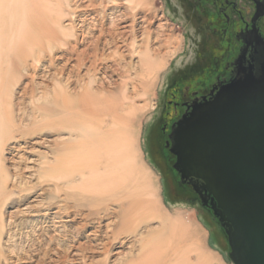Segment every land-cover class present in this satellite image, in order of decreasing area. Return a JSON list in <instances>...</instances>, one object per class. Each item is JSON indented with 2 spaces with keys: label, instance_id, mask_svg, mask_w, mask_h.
<instances>
[{
  "label": "rangeland",
  "instance_id": "rangeland-1",
  "mask_svg": "<svg viewBox=\"0 0 264 264\" xmlns=\"http://www.w3.org/2000/svg\"><path fill=\"white\" fill-rule=\"evenodd\" d=\"M82 1L0 0V264H233L212 211L152 145L172 80L212 62L204 23L186 0ZM139 199L144 215L107 237Z\"/></svg>",
  "mask_w": 264,
  "mask_h": 264
},
{
  "label": "water",
  "instance_id": "water-1",
  "mask_svg": "<svg viewBox=\"0 0 264 264\" xmlns=\"http://www.w3.org/2000/svg\"><path fill=\"white\" fill-rule=\"evenodd\" d=\"M254 43L171 135L174 167L223 228L233 264H264V42Z\"/></svg>",
  "mask_w": 264,
  "mask_h": 264
},
{
  "label": "flooded vegetation",
  "instance_id": "flooded-vegetation-1",
  "mask_svg": "<svg viewBox=\"0 0 264 264\" xmlns=\"http://www.w3.org/2000/svg\"><path fill=\"white\" fill-rule=\"evenodd\" d=\"M186 1L207 30L206 37L212 45V62L201 65L197 56L190 72L185 71V75L175 78L168 86L152 145L161 156L169 157V162L172 158L176 161V156L171 152V135L179 119L191 110L195 101L209 98L236 75L237 61L247 47L253 48L257 38L264 42V0ZM155 159L160 160L158 157ZM165 161H158L161 168L168 166ZM175 161L168 164L175 168ZM178 176L181 185L192 188L188 180L181 179L179 173ZM204 207L209 209L208 205Z\"/></svg>",
  "mask_w": 264,
  "mask_h": 264
},
{
  "label": "bare ground",
  "instance_id": "bare-ground-1",
  "mask_svg": "<svg viewBox=\"0 0 264 264\" xmlns=\"http://www.w3.org/2000/svg\"><path fill=\"white\" fill-rule=\"evenodd\" d=\"M136 5H145V4H147L148 2H149V0H132ZM81 2H84V1H82L81 0ZM119 3V2H118ZM126 9V8H125ZM125 14H127V13H125ZM124 15V14H123ZM127 16V15H126ZM125 16V17H126ZM103 17V16H102ZM117 17V16H116ZM112 18V17H111ZM135 19V18H134ZM117 20V19H116ZM119 20V19H118ZM112 21H113V19H112ZM135 23V22H134ZM112 24V23H111ZM140 24V23H139ZM113 26V25H112ZM112 26H110V27H112ZM114 26H117V25H115L114 24ZM128 27V25H121L119 28L120 29H122V30H120V33L121 32H126L127 33V31L128 30H125L126 28ZM128 29V28H127ZM108 30V29H107ZM152 31V30H151ZM107 32V34L104 32V31H101L100 30V33H99V36L98 37H96V42L98 43L99 41H100V38L103 36V35H108L110 38L109 39H112V33H110L109 32V30L108 31H106ZM134 32H136V29H135V31L133 30V29H131L130 31H129V33H130V37H132V41L133 42H135V40H136V35H135V33ZM116 34H117V31H116ZM115 34V35H116ZM122 34V33H121ZM121 34H118V35H121ZM141 34H142V32H141ZM143 34H144V32H143ZM146 34V33H145ZM148 34V33H147ZM157 34V33H156ZM139 35V34H138ZM137 35V36H138ZM108 36H107V38H108ZM143 36V35H142ZM141 36V37H142ZM122 38L123 36H119V38ZM139 37V36H138ZM116 39H117V37H115ZM157 38V37H156ZM140 39H142V38H140ZM143 41L142 42H144V43H139L138 42V44L141 46V44H143V47H144V51L147 53L148 51H149V49H148V44H149V37H148V35H145L144 37H143V39H142ZM104 41V40H103ZM112 42V41H111ZM116 42V41H115ZM130 42V41H129ZM107 43H109L110 44V41L108 42L107 40H105L104 41V43L103 44H107ZM152 43V42H151ZM42 46V45H41ZM106 46V45H105ZM130 46H134V44H132V43H130ZM108 47V46H107ZM117 48L119 47V45L118 46H116ZM135 47V46H134ZM159 48L160 47H162L161 45H159L158 46ZM122 49H124V47L122 48ZM132 49V48H131ZM119 50V49H118ZM126 50V49H125ZM122 51V50H121ZM120 51V52H121ZM96 51H95V53H94V56H96ZM83 63H84V56L82 55H80V59H78V66L80 67L81 65H83ZM92 63H94V62H92ZM92 63H90V65H89V67L91 68L92 67ZM88 67V68H89ZM105 68V67H104ZM106 69V68H105ZM52 75V74H51ZM142 204V200L141 199H139V200H135V201H132V202H130V204L128 205V207H124V208H122V210L120 211V213L118 214V221L117 222H115L114 224H112V226L110 227V226H107V229H106V233H105V235L107 236V237H112V238H115V237H117L121 232H122V230L124 229V227L127 225V224H129V223H131V221H134V220H138L140 217H142L143 215H144V213H145V211L143 212V210H142V212L140 211V205ZM210 210V209H209ZM214 219L216 220V223H218L219 224V222H218V220L214 217ZM214 220V221H215ZM213 221V222H214ZM205 222L206 221H204V225H206L205 224ZM135 223V222H134ZM207 223V222H206ZM108 225H110V223L108 224ZM134 225V224H133ZM219 226L221 227V225L219 224ZM170 227V228H169ZM200 227V226H199ZM214 227V226H213ZM213 227H212V229H213ZM207 228V227H206ZM215 228V227H214ZM209 229V228H208ZM207 229V230H208ZM215 229H217V228H215ZM161 230H163V231H172V233H174L175 231H174V229H173V227L172 226H170V225H168V224H163L162 225V228H161ZM223 230V229H222ZM182 235L184 236V237H186V238H184L185 240L187 239V236L191 233V231L192 232H194V234L196 235V239L198 240V241H200V242H203L204 241V238H205V234H204V232L202 231V229H201V227L200 228H198V227H194V229H191L190 231L188 230V224H183V227H182ZM210 232V231H209ZM214 232H215V230H214ZM224 232V231H223ZM92 233H94V235H96V232H95V230H94V232H92ZM211 233V232H210ZM90 234H91V232H90ZM157 234L156 233H153L152 234V237H155ZM216 235V234H215ZM95 237V236H94ZM151 237V238H152ZM209 237H210V235H209ZM226 238H227V236H226ZM211 240L212 241H216L215 240V238H214V233H213V235H212V238H211ZM211 241V242H212ZM110 242V241H109ZM217 242V241H216ZM98 243V242H97ZM215 243V242H214ZM224 243V242H223ZM107 244V243H106ZM228 244V243H227ZM218 245V244H217ZM229 246V245H228ZM107 247V246H106ZM224 247V246H223ZM104 248V247H103ZM140 249H145V245H142L141 246V248ZM227 249V248H226ZM104 250H106V249H104ZM152 252L154 251V253L155 252H158V248H152V250H151ZM160 251H161V249H160ZM75 253H73L72 255H74ZM202 255V254H201ZM75 256V255H74ZM203 256V255H202ZM201 256V257H202ZM199 257H200V254H199V252L196 254V257H195V259L196 258H198L199 259ZM140 258V257H139ZM137 259V258H136ZM197 260V259H196Z\"/></svg>",
  "mask_w": 264,
  "mask_h": 264
}]
</instances>
